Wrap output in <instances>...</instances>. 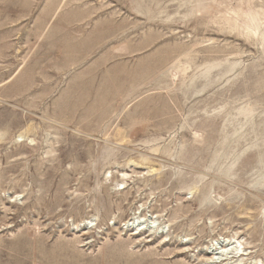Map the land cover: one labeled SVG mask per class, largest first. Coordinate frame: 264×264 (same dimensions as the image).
Listing matches in <instances>:
<instances>
[{
    "label": "rangeland",
    "instance_id": "rangeland-1",
    "mask_svg": "<svg viewBox=\"0 0 264 264\" xmlns=\"http://www.w3.org/2000/svg\"><path fill=\"white\" fill-rule=\"evenodd\" d=\"M0 260L264 264V0H0Z\"/></svg>",
    "mask_w": 264,
    "mask_h": 264
},
{
    "label": "bare ground",
    "instance_id": "bare-ground-1",
    "mask_svg": "<svg viewBox=\"0 0 264 264\" xmlns=\"http://www.w3.org/2000/svg\"><path fill=\"white\" fill-rule=\"evenodd\" d=\"M24 7V6H23ZM105 26V25H104ZM101 32V31H100ZM70 41V40H69ZM66 47V46H65ZM68 47V46H67ZM66 49V48H65ZM67 50V49H66ZM65 51V50H64ZM70 51V50H69ZM77 51V50H76ZM66 52V51H65ZM67 53H68V50H67ZM71 54V53H70ZM66 55H68V54H66ZM67 57V56H66ZM145 68V67H144ZM113 72V71H112ZM85 78V77H84ZM30 79V78H29ZM81 79V78H80ZM141 80V79H140ZM88 81V80H87ZM80 82V81H79ZM117 82H118V80H117ZM21 83V82H20ZM84 83V82H83ZM116 83V82H115ZM119 83V82H118ZM25 84V83H24ZM28 84V83H27ZM106 84L107 85H113L114 84V80H112V79H107V82H106ZM24 86V85H23ZM28 86V85H27ZM79 86H81V85H79ZM115 86L116 87H118L116 84H115ZM120 86V85H119ZM29 87V86H28ZM124 87V86H123ZM50 88V87H49ZM48 88V89H49ZM85 88V87H84ZM109 88V87H108ZM111 88V87H110ZM120 88V87H119ZM72 89H73V87H72ZM81 90V89H80ZM79 90V91H80ZM78 91V92H79ZM111 91V90H110ZM121 91V90H120ZM120 91H118V92H120ZM73 92V91H72ZM80 92H82V90L80 91ZM84 92V91H83ZM82 92V93H83ZM111 93V92H110ZM115 93H116V90H115ZM115 93H113V94H115ZM121 93V92H120ZM72 95V94H71ZM107 95V94H106ZM105 95V96H106ZM112 95V94H111ZM70 96V95H69ZM103 96V95H102ZM108 97V96H107ZM71 98V97H70ZM110 98V97H109ZM110 100V99H109ZM79 101H80V99H79ZM77 103V102H76ZM167 105V104H166ZM112 107H113V105H112ZM114 108V107H113ZM72 110V109H71ZM75 110V109H74ZM78 110H79V108H78ZM108 110V109H107ZM105 113V112H104ZM62 114V113H61ZM99 116V115H98ZM99 117H101V116H99ZM128 118V117H127ZM126 118V119H127ZM86 119V118H85ZM97 119V118H96ZM84 123H85V121H84ZM78 124V123H77ZM79 125V124H78ZM93 221V220H92ZM139 220L138 219H136V221L134 220L133 222H132V224H127V228L128 229H131V230H136L137 231V229L138 228H140V225L141 224H139L140 222H138ZM159 221V220H158ZM144 226V225H143ZM34 227V226H33ZM160 227V226H159ZM79 228V227H78ZM141 229V228H140ZM157 232V231H156ZM78 235V234H77ZM12 238V237H11ZM78 238V237H77ZM244 240V239H243ZM14 241V240H13ZM60 243V242H59ZM63 243V242H62ZM229 242H227L226 244H228ZM17 244V243H16ZM15 244V245H16ZM18 244H19V241H18ZM222 244V242L219 244V245H221ZM248 244V243H247ZM119 245V244H118ZM229 245H231V244H229ZM228 245V246H229ZM52 246V245H51ZM80 246V245H79ZM54 247V246H53ZM208 247V246H207ZM4 248V247H3ZM67 248V247H66ZM226 249H222V251L221 252H218V253H216V254H214V256H218V258H216V257H212V260L214 261V262H216V263H219V261H224V258H226V259H229V255L230 254H234V252L233 251H235L233 248L231 249V247L229 246V248L230 249H227V245H226V247H225ZM10 250V249H9ZM65 250V249H64ZM214 250V249H213ZM245 250V249H244ZM71 251V250H70ZM249 251V250H248ZM59 252V251H58ZM80 252V251H79ZM5 253V252H4ZM62 253V252H61ZM71 253V252H70ZM57 254V253H56ZM211 254V253H210ZM235 254H237V253H235ZM62 255H63V253H62ZM240 255V254H239ZM21 256V255H20ZM67 256H68V254H67ZM74 256V255H73ZM238 256V255H237ZM50 257V256H49ZM75 257V256H74ZM73 257V258H74ZM78 257V256H77ZM232 257V256H231ZM234 257H235V255H234ZM52 258V257H51ZM62 258V257H61ZM60 258V259H61ZM68 258V257H67ZM110 258V257H109ZM16 260H17V258H15ZM45 259V258H44ZM59 259V260H60ZM69 259V258H68ZM225 259V260H226ZM52 260V259H51ZM242 260V259H241ZM254 260V259H253ZM1 261V260H0ZM196 261V260H195ZM47 262V264H48V262L49 261H46ZM11 263V262H10ZM53 263V262H52ZM225 263V262H224ZM1 264V263H0ZM19 264H22V263H19ZM221 264V263H220ZM232 264V263H231Z\"/></svg>",
    "mask_w": 264,
    "mask_h": 264
}]
</instances>
